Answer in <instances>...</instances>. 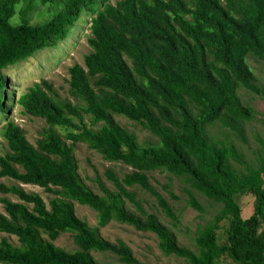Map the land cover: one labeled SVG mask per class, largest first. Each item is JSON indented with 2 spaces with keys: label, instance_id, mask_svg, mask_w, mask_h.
<instances>
[{
  "label": "trees",
  "instance_id": "trees-1",
  "mask_svg": "<svg viewBox=\"0 0 264 264\" xmlns=\"http://www.w3.org/2000/svg\"><path fill=\"white\" fill-rule=\"evenodd\" d=\"M40 6L46 16L32 22ZM83 11L89 15L91 51L83 65L68 67L73 101L42 78L16 99L23 113L46 123L35 145L13 120L0 126L8 147L0 156V175L55 194L46 203L20 185H0L18 199L0 198L5 211L0 231L18 240L14 245L1 237L0 264H101L92 252H109L123 264H157L137 260L121 239L101 237L98 228L110 221L153 233L160 250L184 264H218L222 256L236 264H264V159L253 166L227 132L218 138L208 131L218 122L245 140L243 124L255 112L237 92L244 88L264 96L247 62L248 56L264 60V0H0V117L14 99L6 69L64 40ZM116 116L139 124L154 140L140 143ZM77 142L130 171L118 178L107 169L114 188L98 182L100 193L95 192L77 173ZM156 170L184 183L186 201L196 210L202 208L192 189L220 204L198 227L194 250L180 245L125 187L148 192L176 225L179 217L149 181ZM243 194L254 197L245 218L238 201ZM74 202L96 212V226L76 216ZM224 220L226 239L219 242ZM63 232L72 234L71 251L54 244Z\"/></svg>",
  "mask_w": 264,
  "mask_h": 264
},
{
  "label": "rangeland",
  "instance_id": "rangeland-1",
  "mask_svg": "<svg viewBox=\"0 0 264 264\" xmlns=\"http://www.w3.org/2000/svg\"><path fill=\"white\" fill-rule=\"evenodd\" d=\"M115 1L116 0H111L112 3H115ZM39 10L42 11L41 14L32 16V22L41 21L45 18L46 14L44 10H46V8L40 6ZM88 22L89 15H87L86 11H83L78 20L70 26L68 35L64 40L58 42L56 46L45 48L33 56L6 69L7 90L13 91L14 99L13 102H11L12 106L7 115H5V118L0 117V126L8 119L13 120L22 128L27 140L35 145L36 140L41 137L42 130L46 123L44 119L40 117L23 113L22 107L16 103V99L32 82L39 81L42 78L50 81L61 97H70L67 91L69 79L68 67L74 63L83 65L84 55L91 51L86 41L89 35ZM247 62L258 77L260 86L264 88V60L248 56ZM237 93L241 100L249 104L255 112L254 117L245 121L243 124L242 132L245 140L237 137L234 132L231 133L226 129H220L218 122L214 123L213 126L210 125L208 131L212 134H216L218 138H224L227 132L230 136V141L235 143L242 151L244 159L255 166L261 159H264V145H262L264 144V96L251 93L244 88H240ZM70 99L73 101L71 97ZM5 102L6 99L4 100V103ZM115 120L128 131L133 132L140 143L154 140L153 135L146 129H143L139 124L122 116H116ZM219 129L223 130V132L218 133ZM259 139L263 141L262 144L259 142ZM66 141L71 142V140L67 139ZM7 150L8 147L5 140L0 136V156L4 155ZM73 154L78 166L77 173L79 177L87 186L98 193H100L98 182L104 184L109 189L114 188L113 184L108 181L105 176V171L107 169L113 170L118 178H122L123 175L131 169L122 163L105 160L98 152L90 149L84 142L74 143ZM149 181L167 199L173 211L179 217L176 225H173V220L159 209L155 198L149 195L148 192L135 185L125 187L129 191L135 192L145 209L148 212L155 213L158 219L176 235L177 242L180 245L194 250V237L198 227L212 218L220 207V204L207 199L201 193L192 189L193 196L202 208L200 211L196 210L186 201L187 192L184 189L185 184L179 179L172 177L171 174L166 171L160 172L156 170L150 173ZM1 184L6 186L17 184L26 191L37 192L46 203L49 198L55 195L42 186L23 184L0 175V185ZM51 187L59 189L55 186ZM2 197H8L12 201H18L15 195L3 192L0 187V198ZM253 199L254 197L251 194L239 196L238 201L241 206L242 217L245 218L252 213ZM125 206L130 211L135 212L134 207L126 200ZM74 208L76 216L85 220L89 226L94 227L97 225L96 212L93 209L77 202H74ZM0 213H5L1 202ZM226 227L227 221L224 220L220 223L218 230L219 242H223L226 239ZM98 232L101 237L112 242L117 239L123 240L140 262H155L157 264H184L185 262L183 258L173 254H164L160 250L158 240L153 233L136 230L129 224L110 221L107 225L99 227ZM1 237H7L14 245H18L17 238L12 235L0 231V239ZM54 244L68 251L76 247L70 232L60 233L54 240ZM92 255L101 264H123L119 262L115 255L109 252H92ZM218 264L236 263L231 261L228 257L222 256L218 260Z\"/></svg>",
  "mask_w": 264,
  "mask_h": 264
}]
</instances>
